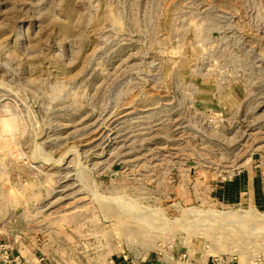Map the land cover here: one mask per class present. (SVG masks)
Listing matches in <instances>:
<instances>
[{
	"label": "rangeland",
	"instance_id": "1",
	"mask_svg": "<svg viewBox=\"0 0 264 264\" xmlns=\"http://www.w3.org/2000/svg\"><path fill=\"white\" fill-rule=\"evenodd\" d=\"M59 233L70 264H264V0H0V245Z\"/></svg>",
	"mask_w": 264,
	"mask_h": 264
},
{
	"label": "crops",
	"instance_id": "2",
	"mask_svg": "<svg viewBox=\"0 0 264 264\" xmlns=\"http://www.w3.org/2000/svg\"><path fill=\"white\" fill-rule=\"evenodd\" d=\"M67 235H63V237H59L62 235V233L58 234L56 239L52 240V247L51 252L52 255H55L56 258H53L50 264H70V236L68 233ZM45 247H42L40 250L41 252H45ZM23 250H19V253L21 256L25 257L26 264H39L36 263L33 255H28L27 250H25V253L23 255ZM123 262V261H122ZM44 264H47L43 262ZM128 264L127 261L124 259L123 264Z\"/></svg>",
	"mask_w": 264,
	"mask_h": 264
},
{
	"label": "built area",
	"instance_id": "3",
	"mask_svg": "<svg viewBox=\"0 0 264 264\" xmlns=\"http://www.w3.org/2000/svg\"><path fill=\"white\" fill-rule=\"evenodd\" d=\"M33 258L36 263L44 264L42 257L33 254ZM0 264H26V260L24 256L14 255L6 246L0 245Z\"/></svg>",
	"mask_w": 264,
	"mask_h": 264
},
{
	"label": "bare ground",
	"instance_id": "4",
	"mask_svg": "<svg viewBox=\"0 0 264 264\" xmlns=\"http://www.w3.org/2000/svg\"><path fill=\"white\" fill-rule=\"evenodd\" d=\"M244 217V216H243ZM237 218V217H236ZM246 218H247V216H246ZM244 220V219H243Z\"/></svg>",
	"mask_w": 264,
	"mask_h": 264
},
{
	"label": "water",
	"instance_id": "5",
	"mask_svg": "<svg viewBox=\"0 0 264 264\" xmlns=\"http://www.w3.org/2000/svg\"><path fill=\"white\" fill-rule=\"evenodd\" d=\"M191 164V163H190Z\"/></svg>",
	"mask_w": 264,
	"mask_h": 264
}]
</instances>
